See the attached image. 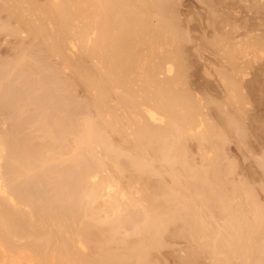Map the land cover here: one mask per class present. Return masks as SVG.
<instances>
[{
  "label": "bare ground",
  "instance_id": "6f19581e",
  "mask_svg": "<svg viewBox=\"0 0 264 264\" xmlns=\"http://www.w3.org/2000/svg\"><path fill=\"white\" fill-rule=\"evenodd\" d=\"M250 1H252L253 4H251L254 6L252 7V12L251 8L248 12L252 13L253 19L257 15V20L260 18L264 20V7H261L264 6V0ZM2 2L4 1L1 0L0 2V12L2 13L3 10V13H7L8 21L10 19L15 21V23L11 21L13 24L10 21L7 25L4 24L5 27L9 26L6 27L7 29L5 28L7 31L11 27L12 29L15 28V30L13 29L14 31L10 29V32L4 31V33L7 35L12 33L13 36L17 35L18 37L19 33H25L26 36L30 35L29 37L37 39L39 46L37 47L38 49L34 47L36 49L35 52H38L37 54L43 57L42 61L49 59V61L51 60V65H54V67L44 65L47 68L53 67V70H51L54 74H50L53 76L52 80H54V77L55 79L56 77L62 80L67 79L65 77L62 78L64 76L63 73L67 69L70 70L71 72H67L68 75L69 72L71 73L69 75V79L71 78L70 80L72 81L70 84L72 85L73 83L75 84L74 86L81 87L87 97L84 101L88 100L86 105L81 102L82 106L86 107L81 109L80 106L79 110L77 108L74 111L76 113L67 109L70 106L63 105L64 103L66 105L67 102L63 101V103L61 101L63 103L62 106L64 108L67 107L65 109L68 110L64 114H69V116L65 120L66 116L61 114L59 116L60 111L58 112L57 110L58 113L53 111L55 117H51L56 120V114H58L57 119L60 122L58 123L64 127L58 126V128H63L64 131H60L66 132L59 136V129L55 128V126L52 127L58 130L54 129L58 137L55 134H53L54 136L52 135L54 131L51 132V130L53 129L50 124L45 123L43 120L50 117V115L47 116V114V117L42 119L44 113L43 115L41 113L44 110L41 111L40 109L43 108L36 107L39 110L35 111L34 103L38 104V101L35 102L34 98L37 95L34 96L35 94L30 90L32 86L28 88L34 97H31L34 101H30V105H32L30 107L34 110L31 108L32 115L26 114V110L30 108L28 104L27 109L25 108L26 103L29 101L26 98V92L28 90L27 86L31 82L29 76L25 77L27 69L24 70V77L30 79V82L25 87L26 91L24 87H20L22 92H18V87L15 90L17 93H13L12 98L10 95L7 98L5 97V99H8V97L12 99V106L6 103L9 99L5 101L4 97L0 95L3 100L0 99L1 117H4V112L10 111L11 107H14L15 110V112L13 111L14 113L12 112L13 114L9 113L12 116L15 115L13 117L14 122L8 125L10 134L8 133L9 131L6 132L9 128L5 129L6 131L4 130V128H7L5 124L3 125L5 126L4 128L0 126L2 128L0 133H4L0 134V264H150V262L154 264L151 261L153 259L150 258H154V254H157L156 250L161 249L167 243V241H161L165 240V236H167L166 238L176 236L173 238L185 239L189 244L188 249L184 248L186 249V255H180V260L178 257V263L181 261L180 264H193L199 259H208L210 264H232V261H238L237 263L240 264H264V208L259 207L258 204L252 201L251 198L254 196H249L250 191L248 193L246 191L247 188L245 189L246 193L244 191L242 193H248L247 197L251 199H249V203L242 202L240 204V202H237L239 203L238 206L235 203V206H232L230 197L237 189H234V185H228L231 168L225 165L226 167L222 169L220 168L222 167L219 164L220 162H218V160L222 159L220 155H223V153H220L223 145H221L223 142L221 137H224L225 132H229L228 130L235 125L236 116L234 117V114L228 113L229 109H226L227 114L225 112L226 115H223L222 111H225V106H220L222 107L221 109L225 107L222 111L217 110V112L215 110L216 112L214 113H218V115L220 112L222 113L219 121H221L223 127H221L222 130H219V127L217 129L219 130L218 132L215 131V127L218 128V125L205 124L200 113H197L200 112L197 109L202 105L199 104L200 106H198L196 104L198 106L196 107L193 104L196 99L192 100V97L190 98L189 96V87L187 89V86L184 87L186 71L183 72L184 69L182 71V65L185 61L183 62L180 58L182 55H179L182 51L179 52L177 50L181 46L177 39H182L184 36L183 32H181L183 37H179L180 31H178L179 36L176 34L177 37L174 33L177 31L175 27L178 26L175 25L177 24L176 21L174 22L177 18L175 17L176 12L173 6L175 3L168 4V0H13V3L10 4L11 0H9L7 2H10L8 4L10 7L7 5L6 7L5 4L7 3L4 2L2 4ZM151 17L156 18V24H151ZM10 24L16 27H10ZM172 25L175 26L173 27ZM256 25L253 27H256ZM0 26L1 29L2 25ZM253 27L251 30L253 29L254 31ZM256 28L258 29L259 26ZM245 30L247 31V29ZM242 31L244 32V30ZM248 33L250 32L247 31ZM32 41L34 42V40ZM37 42L36 44H38ZM174 42L176 47L179 44V48L177 47L176 49L175 46H172ZM227 42L228 40L226 43L225 41L224 43L220 41L214 42V46L220 56L221 65L223 67H228L229 65L235 67L237 57L235 58L234 54L239 52L238 50L244 52L245 49L242 50V48L246 44H243L242 48L235 46L237 50L234 48L228 50ZM248 45L256 49L259 42L255 40L247 44L246 47L250 50ZM247 49L245 54L249 52ZM257 49H259V46ZM19 50L21 51L22 49ZM71 51L84 53L86 62L81 60V58L84 59V55L81 57L82 54H79L80 56L78 57L77 53L76 56ZM263 51L260 50L261 56L259 53L257 55L264 61ZM30 53L32 54V52ZM36 53L34 56H36ZM19 54H17V58ZM182 54L184 53L182 52ZM253 54L246 56H253ZM254 55L256 56V54ZM37 56L38 58L40 57L39 55ZM74 56L79 60L77 61L76 59L75 61ZM51 57L52 59H50ZM256 57H252L253 61L254 59H259ZM56 58L59 61L57 66L55 65L58 63L57 61L52 64V60H57ZM24 60L21 59L20 64H18L19 61L13 63L16 68L14 70L11 69L12 67L9 68L8 71L11 70L8 74L9 76H7L6 72L5 74L3 72L0 73V75H5L6 77L4 81V77L3 79L2 76L0 78L2 79L0 84L6 83L5 85L1 84L3 87L6 85L8 87L12 83L16 84V81L18 86V80H20L19 82L23 81L22 76L18 74L21 79L16 77L15 83L12 80L14 79L13 73L17 68L24 67L25 63L23 64V62H26ZM39 62L41 61L39 60ZM27 63V66L30 67L29 62ZM45 63L43 62L42 64ZM253 63L255 65V61L251 64ZM37 64L39 63H36V66ZM36 66H33V69ZM225 68L222 71L224 73H226L224 71ZM43 70L42 72L44 73L48 69L43 68ZM12 71L14 72L11 75L13 78L11 80L10 74ZM36 71H38L37 68L32 70L30 74H34V77L37 78ZM17 72H19V69ZM48 72L46 73L49 74ZM173 72L174 74L171 75ZM219 75L217 74L219 77L217 80L221 79L220 81L223 82L220 83L218 80L220 85L226 84L229 86V88L227 87L229 96L227 95L226 98L229 97L231 103L237 105L239 100L237 97L240 96L236 94L235 78H232V76L229 78L223 74L222 77L221 74ZM14 76L16 75L14 74ZM38 76V86H43L44 88L46 83L40 86V81L41 83L43 81L40 80V75ZM49 77L47 78L50 79ZM48 79L47 81L50 82ZM60 82L61 86L57 90H60V87L65 88V90L72 89V86L68 84L69 82H66L70 86L69 88L65 84L62 85L65 81L60 80ZM16 85L15 88L17 87ZM47 86L49 87V85ZM3 87L1 90L2 96H4L3 90L5 89ZM62 88L61 92L63 91ZM9 89L10 87L7 88V90ZM71 89L70 92L67 90V96H69L71 91H74ZM50 91L54 93L53 89ZM33 92L35 93V90ZM47 92L49 91L45 92L47 95L49 93L53 94L52 92ZM58 92L60 93V91ZM45 93L43 96L47 99L48 96ZM27 95H29L28 92ZM53 96L54 94L52 98L48 97L49 102L55 98ZM71 97L70 94L69 98L71 99ZM58 98L60 99V97ZM42 99L41 101L39 100V103L42 102ZM68 100L67 98L66 101ZM46 101L48 102V100ZM53 101L51 104L55 103ZM61 102L56 104L57 106L59 105V110L62 108ZM48 104H43L42 107L50 108L52 105L48 106ZM71 105L72 107L74 106L73 104ZM77 105L79 106L80 104L78 103ZM229 106L232 107V104ZM48 111L52 112L51 109ZM240 111L238 114H240ZM36 112L41 113L35 115ZM23 114L28 116L23 117ZM21 116L24 120L31 116V119L29 118L30 121L28 120L29 123L35 120L40 127L38 128L35 125L37 123L32 121V124L30 123L31 126L29 125L31 129H23L28 123L24 124ZM33 116L34 118L32 119ZM6 117L9 123L11 118L9 119L7 115ZM215 117L218 118L219 116L215 115ZM48 119L51 122L52 119ZM3 120L5 122L6 118ZM219 121H217V124ZM4 122L2 121L0 124ZM51 126L53 125L51 124ZM236 128L238 129V127ZM23 130L25 132L34 130L32 131L33 133L36 130L38 137H36V133L33 135H36L35 138H39V141H36L31 136L35 140V144H33L34 140H32V144H28V141L24 143L25 140H23L24 136L22 135L25 134H23ZM220 131H222L221 133L224 132V136H221ZM39 134L41 135L39 136ZM29 135H32V133L28 134V139L30 138ZM111 135L118 137L120 141L117 143L122 141L123 144L124 142L131 143V148L135 151V158L133 156L131 160L129 157V160H131L129 163L124 161L122 165L123 162L117 161L118 159L121 160L125 155L120 156L122 152H119L118 148L113 147L112 143L116 144V139H112L114 142H111ZM239 135L243 136L242 134ZM21 137L23 141L21 142L24 143L25 147L21 144L22 148H19L20 145H17V141H20ZM215 137L217 140H214ZM13 139L17 140H14L13 143ZM189 139L195 140L194 143L198 144L197 148L204 158L202 159V156H199L203 162L205 161V164L202 163V165L204 164L202 167L201 164L199 165L200 168L198 166L194 168L192 166L193 163L189 162L188 156L186 157L187 152H185L184 149L186 148L184 146L186 147ZM219 139H221V143L217 145L216 143H218ZM190 140L189 142H191ZM15 141L17 144H15ZM40 141L41 143H39ZM36 142L38 143L36 144ZM29 147H31V150ZM117 147L119 146L117 145ZM120 147L122 149V145ZM190 156L192 158L191 154ZM116 157L118 158L115 160ZM63 162L68 163L63 164ZM125 162L128 163L129 167L125 168ZM61 164H63V168L64 165L68 164V172L65 169L67 176L66 174H64L65 176L60 175V171L64 172V169L57 165ZM46 166L47 170H45ZM58 167L62 168L59 173L56 171ZM127 168L130 171L127 170L125 172ZM123 173L126 176L127 174L129 175L124 177ZM164 175L165 177L170 176L168 179L171 178L170 181L174 184L172 189L164 187L165 184H162L161 179ZM153 176L157 177L158 180L154 178L156 181H152L151 177L153 178ZM110 177L113 178L114 182L111 181L112 178ZM109 179L111 185L109 184ZM114 183V187L117 190L112 187ZM56 187L58 190H56ZM134 187L137 188V191L135 190L138 194L137 198H132L134 193L132 189ZM45 188L50 190L46 191ZM53 189L56 191H53ZM100 190L105 191L104 194L109 197L120 198V200L125 199L126 204H122V201L118 205L119 199L116 201L114 199L113 201L115 202L112 201L113 203L111 202L107 205L111 215L107 214L108 216L100 217L101 207L106 205L104 204L103 193ZM26 195H33V199L32 197L29 199ZM101 198H103V203L98 201V199L102 200ZM34 199L38 203L37 211L35 210L37 206L35 204L37 203L31 201H34ZM31 202L32 204H30ZM121 206L123 207L121 208ZM28 208H32V210L34 208L36 215L32 214V210L29 211ZM215 214L224 217V223L214 231L210 228V225H215L211 223ZM120 220L123 221L121 224L122 228L124 222L130 226L131 233L125 239L122 237L119 239L116 235L118 234L117 228L121 223ZM209 220H211V224H209ZM213 222L215 221L213 220ZM119 241L124 242L120 243ZM118 242L121 245L122 243L124 244V247H121V251L113 248L114 244H119ZM151 252H154L153 255Z\"/></svg>",
  "mask_w": 264,
  "mask_h": 264
},
{
  "label": "rangeland",
  "instance_id": "374dc122",
  "mask_svg": "<svg viewBox=\"0 0 264 264\" xmlns=\"http://www.w3.org/2000/svg\"><path fill=\"white\" fill-rule=\"evenodd\" d=\"M5 3H7V4H5V6L7 5L8 7H10V5H8L9 3L7 2V1H9V0H3ZM13 0H11V3L10 4H12L13 2H12ZM0 2H1V0H0ZM4 2H2V4L4 3ZM174 4L173 6H174V11L176 12H174L175 13V17H177L175 20H174V22L176 21V23L177 24H175V25H178V26H176L175 28H176V32H174L175 33V36H176V34H177V36H179V37H185V39H184V37L181 39H177V40H179V44L181 45L180 46V48L178 47V45H177V47L180 49H177V47L175 46V42L173 43L174 45H172V46H175V48L179 51V52H183L184 54H182V52H181V54H179L181 57V59L183 60V62H184V66L182 65V71H183V69H184V71L183 72H185V75H184V78H185V81H184V83H185V85H184V87L185 86H187L186 87V89L188 88V91H186V92H188L189 93V96H190V98L192 99V100H195V103H193L194 105H196V104H198V106H200V105H202V106H200V108L199 109H197V110H199L200 112H197V113H200V115H201V117H202V120H203V122L205 123V124H207V123H209V125H218V128L217 127H215L216 129H215V131H218L219 132V130H222L221 129V127H223L222 125H221V121H219L220 120V115L222 114L221 112L219 113V115H218V113L216 114V113H214V112H216L217 110H220V111H222L225 107V111L223 110L222 112H223V115H226L227 114V112L228 113H231V114H234L233 116L235 117L236 116V123L237 122H239L238 124H236V123H234L235 125H233V127L231 128V129H229L228 131L229 132H225V136H224V132L223 133H221L222 131H220V134H221V136H224V137H221V139L223 138V142L221 143V139H219L218 140V143H216L217 145L218 144H220L221 143V145H222V148H221V146H220V148H221V154L223 153V155L221 156L220 154V157L222 158L221 160H218V162H220L219 164L222 166V167H220V168H222V169H224L226 166H230V168H231V170H230V168H228V170H230L229 171V180H230V182L228 183V185H234V189L236 188L237 189V191L236 192H234L233 193V195H232V197H230V199L232 200V201H230V203H231V205L232 206H235V204H237L236 206H238L239 205V203H237V202H240V204H242V202L243 203H249L248 201H249V199H250V197H247L248 195V191H250V194H249V196H254L253 198H254V200H253V198H251L252 199V201L254 202V203H256V204H258V206L259 207H263L264 208V165H262V164H264V61H263V59L261 60L260 59V57H258V53L260 54V56H261V52H260V50L261 51H263L264 50V42H263V39H264V20H262L261 18H260V16H259V18L261 19V21H260V19H258L257 20V18L256 17H258L257 15H256V17H254L255 19H253V17H252V10H253V6L254 5H252L253 3H252V1H250V0H208V2H207V0H170V2H169V0H168V4ZM210 3V4H209ZM243 3V4H242ZM252 3V4H251ZM0 6H1V4H0ZM6 6V7H7ZM12 6V5H11ZM238 7V8H237ZM241 7H243V8H241ZM261 7H264V6H261ZM251 8V9H250ZM251 10V12H248V11H250ZM2 10V9H1ZM237 10V11H236ZM4 11L2 10V13L0 12V25H2V28L0 29V30H3V31H1L0 33V73H2L3 72V74H5V72L7 73V76H9L8 74H9V72L11 71H8L9 70V68L10 67H12L11 69H15L16 67H14V62L15 61H19L18 62V64H20V61H21V59L22 60H26V62H23V64L25 63V65L27 66L28 65V63L27 62H29V66L31 67V69H30V67H26L25 65H24V67H22V68H17V70L14 72V71H12L11 72V74H10V79L12 78V73H13V77H14V79L12 80L14 83H15V79H17L16 77H18V75H20V76H22L21 78H22V82H19L20 80H18V86L16 85L17 84V81H16V84H13L12 83V85H9V83H8V87H6V86H4L3 87V85H5V84H3V83H1V84H3V85H1V89H0V95H1V97H4L3 99H5V97L7 98V96H9L10 95V97L12 98V94L13 93H17V92H15V90H17V88H18V92H22V88L24 87V89H25V91H26V86H27V84L30 82V79H31V82L28 84V86H27V89L29 90V88L31 87L32 89H33V91L35 90V93L32 91V89H30L31 90V92L33 93V94H35L34 96H38V99H37V96H36V98H34L33 97V95H31L32 93L30 92V90L28 91L27 90V92H28V94L29 95H27V92H26V98L27 99H29V103L27 102L26 103V109H27V106L28 107H30V106H32V105H30V101H34V100H32V98L31 97H33L36 101L35 102H37L38 101V104L37 103H34L35 104V107L34 108H38V107H41V108H43V109H40L41 111L42 110H44V111H42V113L41 112H36L35 113V115L38 113V114H40L41 113V115H43V113H44V116L42 117V119L43 118H46L47 116H49L50 115V117H48V118H50V120H51V122L49 121V119L48 118H46V119H43L44 120V122L45 123H47V124H50V127L52 128V127H54L55 126V128H57V129H59V132H60V134H59V132H58V134H59V136H61V134H64V133H66V132H63L64 131V127L63 126H61V125H59V119H57L58 118V114H56L57 116H56V120H53V118L55 117V113L53 112V111H56L57 112V110H58V112H59V116H60V114L62 115V116H66V119L65 120H67V117L69 116V114H67V115H65L64 113H66L68 110H70L71 112H74L77 108H78V110H79V108H80V106H81V109H83V107H86V106H82V104H85L86 105V101L88 100V99H86L85 101H84V99L85 98H87L86 96H85V94H84V92H83V89L81 88V87H77V85L76 86H74L75 84H73L72 83V85L70 84V82H72L70 79H69V75H71V71L70 70H66V72H65V70H64V72L66 73V75H65V73H63L64 74V76L63 75H61V76H63L62 78H67V79H64V80H62L61 78H59V79H57V77H56V79H55V77H54V80H52L53 79V76H51L52 74H54L53 72H52V68L54 67V65H51V60L49 61V59H45L46 61H42L43 60V57L42 56H40V54H37L36 52H35V48H37L38 46H39V41L37 42V39H34L33 37H29V36H26L25 35V33H16V34H18L19 35V37L17 36H13V34L12 33H8V35L6 34V33H4V31H7L6 29V27H9V26H6L5 27V25H7V23L10 21H14V20H12V19H10L9 21H8V15H7V13H6V15H5V13H3ZM213 13V14H212ZM249 13H251V14H249ZM177 14V15H176ZM212 15V16H211ZM230 15V16H229ZM233 15V16H232ZM250 15V16H249ZM253 16H254V14H253ZM212 17V18H211ZM7 20H6V19ZM152 19H150V22H151V24L153 23V24H156L157 22V20H156V18H153V17H151ZM236 18V19H235ZM5 20V21H4ZM7 21V22H6ZM9 22V23H10ZM180 22V23H179ZM14 23H15V21H14ZM247 23V24H246ZM5 24V25H4ZM11 24H13L12 22H11ZM10 24V27L11 26H13V25H11ZM256 24H259V25H256ZM262 26H261V25ZM3 25H4V27H3ZM16 25V24H15ZM175 25H172L173 27L175 26ZM179 25H180V28H179ZM256 25V27H258L259 26V28L257 29L256 27H253V26H255ZM185 26V27H184ZM248 26H250V27H248ZM254 28V31H253V29L251 30V28L252 27ZM261 26V27H260ZM1 27V26H0ZM13 27H16V26H13ZM178 27V28H177ZM230 27V28H229ZM262 27H263V29H262ZM5 30H4V29ZM174 28V29H175ZM182 28V29H181ZM11 30H15V28H13L12 29V27L10 28ZM10 29H8V31L7 32H10ZM17 29V28H16ZM173 29V30H174ZM181 29V30H180ZM245 29H247V31L248 32H250V33H248L247 34V31L245 30ZM13 30V31H14ZM241 30V31H240ZM242 30H244V32L242 31ZM175 31V30H174ZM178 31H180L179 32V35H178ZM181 32H183L182 34H183V36H182V34H181ZM233 32V33H232ZM246 32V33H245ZM3 33V34H2ZM235 33V34H234ZM253 33V34H252ZM21 34V35H20ZM23 34V35H22ZM27 34V33H26ZM10 38H9V37ZM12 36V37H11ZM176 36V37H177ZM240 36V37H239ZM8 37V38H7ZM178 37V38H179ZM218 39H217V38ZM228 37V38H227ZM231 37V38H230ZM233 37V38H232ZM253 37V38H252ZM258 37V38H257ZM15 38V39H14ZM17 38V39H16ZM30 38H32L31 40H30ZM213 38H215V39H213ZM219 38H221L220 40H219ZM254 38H256V39H254ZM254 39V40H253ZM30 40V41H29ZM32 40H34V42H35V44H34V42L32 41ZM36 40V41H35ZM183 42H182V41ZM222 40V41H221ZM225 41V43H226V41L228 40V50H232L233 48L234 49H236L235 48V46H237V48H239V47H243L242 48V50L243 49H247V47H246V45L247 44H250L251 42H253V41H255V40H257L258 42H259V49H257L258 48V46H257V48L255 49V47L254 48H252L250 45H248V48H250V50H259V51H250L249 49H247V51H249V52H247L248 54H256V56L253 54V58H259V59H254V61H255V65H254V63L253 64H251L252 62H254L253 61V58L249 55V56H246V55H248L247 53L245 54V50H244V52H241V50H238L239 52H237V53H239V54H234V56H235V58L237 59V61H236V65H235V67H232L231 65H229L228 67L227 66H224V67H226L227 69H228V71H226L227 69L225 68V72L226 73H224V72H222L223 71V69H224V67L221 65L222 63H221V60H220V56L218 55V53L216 52V48H215V43L214 42H222V43H224V41ZM239 41H241V42H239ZM32 42V43H31ZM36 42L38 43V44H36ZM178 42V41H177ZM209 42V44H207ZM247 42V43H246ZM19 43H20V45H19ZM22 43V44H21ZM197 43V44H196ZM230 43V44H229ZM183 44V45H182ZM213 44V45H212ZM239 44H240V46H239ZM243 44H246V45H243ZM28 45H30V46H28ZM233 45V46H232ZM243 45V46H242ZM261 45V46H260ZM20 46V47H19ZM32 46V47H31ZM194 46V47H193ZM232 46V47H231ZM25 47H26V49H25ZM30 47V48H29ZM35 47V48H34ZM246 47V48H245ZM263 47V48H262ZM22 49L21 51L19 50V49ZM174 48V47H173ZM174 48V49H175ZM212 48V49H211ZM30 49V50H29ZM34 49V50H33ZM38 49V48H37ZM172 49V48H171ZM263 49V50H262ZM237 50V49H236ZM18 51V52H17ZM22 52V53H21ZM30 52H32V54L30 53ZM72 52V51H71ZM195 52V53H194ZM250 52H253V53H250ZM257 52V53H256ZM21 55H20V54ZM32 55H30V54ZM35 53H36V56H34L35 55ZM70 53V52H69ZM74 55L77 53L78 54V57L80 56L79 54H82L81 52H72ZM178 53V52H177ZM243 53V54H242ZM263 53H264V51H263ZM17 54H19L18 55V58H17ZM73 54H72V56H73ZM77 54H76V56H77ZM23 55V56H22ZM28 55H29V57H28ZM37 55H39L40 57L38 58V56ZM70 55V54H69ZM83 55H84V57H83ZM264 55V54H263ZM22 56V58L20 59V60H18L19 59V57H21ZM34 56V57H33ZM71 56V57H72ZM85 54L83 53L82 55H81V57H83L84 59H82L81 58V60H86V58H85ZM245 56H246V58H245ZM75 57V56H74ZM183 57V58H182ZM244 57V58H243ZM36 60H35V59ZM54 58V57H53ZM252 58V59H251ZM50 59H52V57L50 58ZM57 59V58H56ZM75 59V61H76V59H77V61L79 60L77 57H75L74 58ZM73 59V60H74ZM250 61H249V60ZM24 60V61H25ZM32 61V62H30V61ZM39 60L41 61V62H39ZM47 60H48V62H47ZM53 60H55V59H53ZM52 60V64L55 62L56 63V61L58 62V63H54L56 66L57 65H59V61H58V59L57 60H55V61H53ZM258 60V61H257ZM259 60H260V62H259ZM247 61H249V62H247ZM43 62H46V63H48V64H42ZM86 62V61H85ZM88 62V61H87ZM220 62V63H219ZM251 62V63H250ZM36 63H39V64H37V66H36ZM249 65H248V64ZM257 63V64H256ZM32 64V65H31ZM250 64H251V66H253V67H251L250 66ZM259 64V65H258ZM13 65V66H12ZM17 65V64H16ZM42 65V66H41ZM44 65H48V66H53L52 68H47V67H45ZM248 65V66H247ZM33 66L35 67L36 66V68H37V70L38 71H36V73H37V78L36 77H34V74L32 75V74H30V72L32 73V70H36V68L35 69H33ZM14 67V68H13ZM26 67V68H25ZM40 67V68H39ZM41 67H43L44 69H48L46 72H48L49 71V69H50V71L48 72L49 74H47L46 72H44V73H46L47 74V76H46V74H44L42 71H44L43 70V68H41ZM223 67V68H222ZM232 67V68H231ZM23 68H25V69H23ZM29 68V69H28ZM18 69H19V72H17L18 71ZM20 69H21V71H20ZM27 69V70H26ZM52 69V70H51ZM187 69V70H186ZM24 70H26L27 72H25ZM30 70V71H29ZM40 70H41V73H40ZM220 70V71H219ZM8 71V72H7ZM68 71H70L69 72V75L67 74V72ZM218 71V72H217ZM230 71V72H229ZM243 71V72H242ZM24 72L25 73H29L28 75L27 74H25V77H30V79H28V78H25L24 77ZM216 72V73H215ZM222 72V73H221ZM234 72V73H233ZM237 72V73H236ZM248 72V73H247ZM262 72V73H261ZM19 73H21V74H19ZM43 73V74H42ZM230 73V74H229ZM240 73V74H239ZM242 73H243V75H242ZM14 74L16 75V76H14ZM18 74V75H17ZM42 74V75H41ZM51 74V75H50ZM174 74V72L171 74V75H173ZM184 74V73H183ZM217 74L219 75V74H221V77H222V74L224 75V76H226V77H229L230 78V76H232V78L234 77L235 78V80H236V94H237V96H240V97H237L239 100H238V102H237V105L234 103H231V101H230V99H229V97L228 98H226V96L228 95V93H227V89L229 88V86L228 85H226V84H222V85H220V83H223L222 81H220L219 79V81H220V83H219V81L217 80V78H219L218 76H217ZM250 74V75H249ZM38 75H40V80H42L43 82L41 83V81H40V86L42 85V84H44L45 85V83H46V85H45V87L43 88V86L42 87H39L38 85V78H39V76ZM234 75V76H233ZM241 75V76H240ZM245 75V76H244ZM1 76L2 75H0V78H1ZM44 76V77H43ZM50 76V77H49ZM55 76V75H54ZM161 76H163V75H161ZM220 76V75H219ZM3 77H4V79H3ZM46 78L45 80L44 79H42V78ZM47 77H49L50 79H48ZM220 77V78H221ZM6 77H5V75L4 76H2V79H3V81L4 80H6L5 79ZM19 78V77H18ZM21 78H19V79H21ZM25 80H24V79ZM2 79H0V81L2 80ZM36 79V80H35ZM47 79L50 81V82H48L47 81ZM68 79H69V81H68ZM9 80V79H8ZM28 80V81H27ZM32 80H33V82H32ZM58 82H57V81ZM60 80L61 81H65V83L63 82L62 83V85H66V87L67 88H69L70 86H72V89L74 90V91H71V99H74V100H76V101H74V100H71L70 98H69V96H70V94H69V96H67L68 94V92H70V89L71 88H69V90H68V92H67V90H65V88L63 89L62 87H60V90H57V89H59V86H61V82H60ZM69 82H67V81ZM26 81V82H25ZM37 81V82H36ZM44 81H46V82H44ZM53 81H55L54 82V84H53ZM9 82V81H8ZM66 82L70 85H67L66 84ZM188 82V83H187ZM10 83H11V81H10ZM22 83H24L23 85H21ZM48 83H52L51 85L50 84H48ZM56 83V84H55ZM37 84V85H36ZM14 85V86H13ZM15 85L17 86L16 88H15ZM21 85V86H20ZM33 85H35V86H33ZM47 85H49V87L47 86ZM55 85V86H54ZM13 86V87H12ZM37 86V87H36ZM47 86V87H46ZM51 86V87H50ZM53 86V87H52ZM223 86L225 87L224 89H223ZM242 86V87H241ZM2 87L3 88H5L4 90H3V92H4V96H2V92H1V90H2ZM10 87V89L11 88H15V89H9V90H7V88H9ZM20 87H22L21 89H20ZM29 87V88H28ZM34 87H36V88H34ZM55 87H57V88H55ZM63 87H65V86H63ZM228 87V88H227ZM40 90H38V89ZM41 88H42V90H41ZM46 88V89H45ZM49 88V89H48ZM61 88H62V90L64 91H62L61 92ZM24 89H23V92H24ZM43 89H45V90H43ZM51 89H53L54 90V93L52 92V91H50ZM71 89V90H72ZM185 89V88H184ZM242 89V90H241ZM9 92V94H8V92ZM49 91V92H52L53 94H54V96H55V98H54V96H53V100L55 101L56 99V101H55V103H54V101H53V103L56 105L57 104V102L59 103V102H63V101H65V102H67L66 103V105H65V103L63 104L62 102L60 103V105L62 106V104L64 105V106H70L69 108H67V107H65V108H67V109H65L63 106H62V108H60V110L58 109L59 107V105L57 106H55L54 104H51V102H49V99H48V97L49 98H52V95L53 94H51V93H49V92H47V93H49L48 95L45 93L46 91ZM56 90V91H55ZM77 90V91H76ZM226 92H225V91ZM240 90H241V92H240ZM7 93H6V92ZM13 91V92H12ZM58 91H60V93L58 92ZM224 91V92H223ZM10 92H12V93H10ZM36 92H37V94H36ZM67 92V93H66ZM76 92V93H75ZM243 92V93H242ZM25 93V92H24ZM40 93V94H39ZM44 93H45V95H47L48 97H47V99H45L46 97H44L43 95H44ZM76 95H75V94ZM187 93V94H188ZM6 94V95H5ZM8 94V95H7ZM39 94V95H38ZM56 94V95H55ZM65 94V95H64ZM67 94V95H66ZM84 94V95H83ZM245 94V95H244ZM14 95V94H13ZM51 95V96H50ZM63 95V97H65V98H63V97H61ZM74 96V97H73ZM85 96V97H84ZM229 96V95H228ZM1 97H0V99H1ZM10 97H8V99H9V101H7L8 99H5V101H7L6 103L8 104V105H13L12 104V99H10ZM29 97V98H28ZM58 97H60V99L58 98ZM31 98V99H30ZM43 98V99H45V100H43L42 99V102H40L39 103V100L41 101V99ZM69 99V100H71V101H69V104H68V101H66V99ZM61 99H63V100H61ZM201 99V100H200ZM224 99H227V100H225L224 101ZM228 99H229V101H230V103H229V101H228ZM241 99V100H240ZM2 100V99H1ZM46 100H48V102L46 101ZM191 100V101H192ZM243 100V101H242ZM247 100V101H246ZM3 101V100H2ZM10 101H11V103H10ZM45 101H46V103L48 104V103H50V104H48V106L49 105H54V107H42L43 106V104H46L45 103ZM203 101V102H202ZM207 101V102H206ZM76 102H77V104L79 103L80 105L78 106L77 104H76ZM81 102H83L82 104H81ZM222 102V103H221ZM227 102V103H226ZM239 102H241V103H239ZM242 102H243V104H242ZM31 103H33V102H31ZM203 103V104H202ZM210 103V104H209ZM215 103V104H214ZM217 103V104H216ZM220 103V104H219ZM224 103H225V105H224ZM246 103V104H245ZM28 104V105H27ZM37 104V105H36ZM71 104H73L74 106V108L72 107V105ZM200 104V105H199ZM230 104H232V107L231 106H229ZM240 104V105H239ZM41 105V106H40ZM77 105V106H76ZM227 105H228V107H227ZM246 105V106H245ZM260 105V106H259ZM197 105H196V107H198ZM205 106V107H204ZM216 106V107H215ZM220 106H225V107H223V109H221L222 107H220ZM10 107V106H9ZM76 107V108H75ZM201 107H202V109H201ZM217 107H219V108H217ZM24 108V109H25ZM31 108L32 107H30V108H28L27 110H26V112H23V113H26V114H28V115H32L31 113H32V110H31ZM35 109V111L36 110H39V109ZM49 108V109H48ZM53 108V109H52ZM55 108H57V109H55ZM217 108V109H216ZM240 108V109H239ZM242 108H243V110H242ZM11 110L10 111H5L4 112V114H3V116L4 117H1V115H0V122H4V118H6V121H7V117H6V115L8 116V118L10 119L9 120V123H8V121H7V123H6V121L4 122V123H1L0 124V126L2 127L4 124L6 125V127L7 128H4L5 126H3V128H4V130L6 129H8L9 127H8V125H11L13 122H14V120H13V117H15V115H11V114H13L14 112H15V110H14V107H11L10 108ZM33 109V108H32ZM52 110V112L51 111H48V110ZM65 109V110H64ZM74 109V110H73ZM85 109V108H84ZM208 109V110H207ZM214 109V110H213ZM226 109H229L227 112H226ZM251 109V110H250ZM8 110H9V108H8ZM34 110V109H33ZM47 110V111H46ZM73 110V111H72ZM202 110V111H201ZM207 110V111H206ZM213 110V111H212ZM216 110V111H215ZM231 110V111H230ZM239 110H241L240 111V114H238L239 113ZM248 110V111H247ZM14 111V112H13ZM23 111H25V110H23ZM237 111V112H236ZM13 112V113H12ZM48 112V113H47ZM57 112V113H58ZM218 112V111H217ZM225 112H226V114H225ZM242 112V113H241ZM252 112V113H251ZM7 113V114H6ZM9 113H11V114H9ZM50 113V114H49ZM63 113V114H62ZM74 113H76V112H74ZM9 114V115H8ZM25 114V116H24V114H23V117H26V116H28V115H26ZM48 114V115H47ZM204 114V115H203ZM243 114V116H241ZM34 115V114H33ZM41 115H40V117H41ZM47 115V116H46ZM54 115V116H53ZM215 115H217V116H219L218 118H216L215 117ZM229 116H230V114H228ZM240 115V116H239ZM9 116H12V117H9ZM53 118H52V117ZM245 116V117H244ZM256 116V117H255ZM22 116H21V118H22V121H23V123L25 124V123H28V125H26V127H25V125H24V127L25 128H23V129H25V130H29V129H31V128H29L30 126H31V124H32V121L29 123V121H30V119H31V116L30 117H27V118H25V120L27 121H25L24 120V118H23ZM200 117V116H199ZM205 117V118H204ZM215 117V118H214ZM242 117V118H241ZM20 118V119H21ZM30 118V119H29ZM34 118V116L32 117V119ZM209 118V119H208ZM238 118V119H237ZM251 118V119H250ZM1 119H2V121H1ZM15 119V118H14ZM207 120V121H205V120ZM216 119V120H215ZM29 120V121H28ZM47 120V121H46ZM58 120V121H57ZM62 120V119H61ZM215 120V121H214ZM238 120V121H237ZM241 120H242V122H241ZM11 121V122H10ZM53 121V122H52ZM56 121V123L54 124V122ZM62 121H64V120H62ZM217 121H219V123L217 124ZM35 122V120L33 121V123ZM50 122V123H49ZM59 122V123H58ZM11 123V124H10ZM35 123H37V124H35L36 126H38V128L40 127V125L38 124V122H35ZM58 123V124H57ZM46 124V125H47ZM51 124L53 125V126H51ZM30 125V126H29ZM34 125V126H35ZM57 125V126H56ZM221 125V126H220ZM242 125V126H241ZM48 126V125H47ZM58 126H61V127H63L62 129L61 128H58ZM0 127V128H1ZM33 127V126H32ZM49 127V126H48ZM219 127H220V129H219ZM236 127H238V129L236 128ZM34 128V127H33ZM32 128V129H33ZM55 128H52L53 130H51V132L52 131H54L53 133H52V135L53 134H55L56 133V131H58L57 129H55ZM236 128V129H235ZM34 129H36V130H38L36 127L34 128ZM56 131H55V130ZM217 129H219V130H217ZM233 129H235V130H233ZM244 130V131H242V130ZM0 130H2V128L0 129ZM5 130V131H6ZM36 130H35V133H36ZM60 130H63V131H60ZM231 130V131H230ZM239 130V131H238ZM5 131H3V132H5ZM9 131V132H8ZM32 131H34V130H32ZM31 130L30 131H28V132H25L24 130H23V134H25V135H22V136H24V138H23V140H25V142L24 143H27V141H28V144H32L33 143V141L32 140H34L33 138H35V136L37 135V133H36V135H33V134H35V133H33ZM38 131H40V130H38ZM233 131V132H232ZM6 132H8L9 134H10V128L6 131ZM5 132V133H6ZM30 132V133H29ZM233 133V134H231V133ZM239 132V133H238ZM7 133V134H8ZM27 133V134H26ZM32 133V135H29V139H28V134H31ZM226 133H227V135H226ZM229 133V134H228ZM235 133V134H234ZM0 134H4V133H0ZM223 134V135H222ZM239 134H242L243 136H241V135H239ZM245 134V135H244ZM41 134H39V136H40ZM31 136H33V138L31 137ZM54 136V135H53ZM55 136H58V135H56L55 134ZM58 136V137H59ZM220 136V135H219ZM26 137H27V140H26ZM36 137H38V135L36 136ZM43 137H44V135H43ZM43 137H42V139H43ZM235 137V138H234ZM237 137V138H236ZM19 138V137H18ZM17 138V139H18ZM32 138V139H31ZM110 138H111V142H114V140H115V142H116V144L115 143H112V145H114L113 147H115L116 149L118 148V150H119V152H122V153H124V154H122L121 153V155L120 156H123V155H125V156H123L122 157V159L121 160H117V161H120V163L121 162H123L122 163V165L124 164V161H126V162H130L131 160H132V158H133V156H134V158H135V151L131 148L132 146H131V143L129 144V143H126V142H124V144H125V146H124V144H123V141L120 143H117L118 141H120V140H118V137H116L115 135H111L110 136ZM216 138V137H215ZM214 138V140H217V138L215 139ZM17 139H13L12 141H13V143H14V140H17ZM112 139H114L113 141H112ZM227 139V140H226ZM229 139V140H228ZM243 139H244V141H243ZM35 140L36 141H39V138L38 139H36L35 138ZM35 140H34V143L33 144H35ZM40 140H41V138H40ZM171 140V139H170ZM169 140V141H170ZM190 140V139H189ZM189 140H187V144H186V147L184 146V148H186V149H184L185 150V152H187L186 154V157L188 156V158H189V162H192L193 163V167L194 168H197V166L200 168V164H201V167L205 164V161L203 162L202 160H201V152L199 151V149L197 148V146H198V144L196 145L195 143H194V139H193V141H192V139L190 140L191 142H189ZM213 140V141H214ZM257 140V141H256ZM12 141H11V143H12ZM22 141V137L20 138V141L18 140L17 141V143H16V141H15V144H17V145H20V147L19 148H22L21 146V144H23V146H24V143H22L21 142ZM220 141V142H219ZM242 141V142H241ZM247 141V142H246ZM30 142V143H29ZM42 142H44L43 140H42ZM38 142H36V144H37ZM39 143H41V141L39 142ZM192 143V144H191ZM241 143V144H240ZM189 144H190V146H189ZM225 144V145H224ZM14 145V144H13ZM13 145H12V147H13ZM117 145L119 146V147H117ZM122 145V149H121V146ZM130 145V146H129ZM15 146V145H14ZM250 146V147H249ZM25 147V146H24ZM188 147V148H187ZM218 147V146H217ZM17 148V147H16ZM30 148V150H31V147H29ZM219 148V147H218ZM125 151H124V150ZM132 149V150H131ZM198 149V150H197ZM248 150H249V152H248ZM132 151H134V152H132ZM196 151V152H195ZM199 151V152H198ZM125 152H127V153H125ZM132 152V153H131ZM189 152H190V154L192 155V158H191V156H190V154H189ZM134 153V154H133ZM199 153V154H198ZM129 154V155H128ZM198 154V155H197ZM132 155V156H131ZM60 156H61V154H60ZM200 156V157H199ZM64 157V156H63ZM128 159H127V158ZM131 158V160H129L130 158ZM65 158V157H64ZM118 157H116L115 158V160L117 159ZM126 158V159H125ZM191 158V159H190ZM223 158H224V160H223ZM202 159H204L203 158V156H202ZM220 159V158H219ZM128 160V161H127ZM222 160H223V162H222ZM229 160V161H228ZM125 162V168L128 166L129 167V165H127L128 163H126ZM231 162V163H230ZM261 162H263V163H261ZM65 163H68V162H63V164H65ZM192 163H190V164H192ZM202 163H204L203 165H202ZM63 164H61V165H57V166H60V167H62L63 168ZM198 164V165H197ZM68 164H66V165H64V172L63 171H60L62 168H60V167H58L57 169H56V171H57V173H59V171H60V175L62 176H65L64 174H66V176H67V173H66V171H65V169L67 170V172H68V166H67ZM223 165H224V167H223ZM226 165V166H225ZM261 165H262V167H261ZM121 166V165H120ZM233 168H232V167ZM236 166V167H235ZM49 167V166H48ZM176 167V166H175ZM174 167V168H175ZM45 168V167H44ZM263 169V170H262ZM45 170H47V166H46V169ZM127 170H129L130 171V169H126V171L125 172H127ZM123 172H124V170H123ZM124 172V173H125ZM263 172V173H262ZM62 173V174H61ZM123 173V174H124ZM110 176H112L111 174H109ZM129 174H127V176H128ZM126 176V174H124V177H127ZM164 177H165V175H164ZM164 177H162V179H161V181H162V184L164 185L165 184V186L164 187H168V188H170V189H172L173 187L172 186H174V184L170 181V179H168L170 176H166L165 178ZM110 178H112V177H110ZM154 178H157V177H155V176H153V178L151 177V179H152V181H156V179L154 180ZM231 178V179H230ZM233 178V179H232ZM168 179V180H167ZM157 180H158V178H157ZM232 180V181H231ZM109 181H110V179H109ZM111 181L112 182H114V180H113V178L111 179ZM111 181L109 182V184L111 183ZM234 183V184H232V183ZM231 183V184H230ZM166 184H167V186H166ZM243 184H244V186H245V188H244V186H243ZM263 184V185H262ZM47 185V184H46ZM111 185V184H110ZM241 185V186H240ZM115 186V183H114V185L112 184V187L114 188V190H117V188L116 187H114ZM238 186V187H237ZM46 187H49V186H46ZM262 187V188H261ZM50 188V187H49ZM49 188H45V190L46 191H49L50 189ZM133 188V187H132ZM136 187H134V189H132V191L134 192H132L133 194V196H132V198H137L138 197V194H137V192H135V190L137 191V188L135 189ZM240 188V189H239ZM247 188V189H246ZM235 189V190H236ZM245 189H246V191L248 192L247 194H244V193H246V191H245ZM55 189H53V191H54ZM56 190H58V188L56 187ZM55 190V191H56ZM240 190V191H239ZM52 191V192H53ZM101 191V190H100ZM244 191V193H242ZM102 193H103V198L105 199L104 200V204H106L105 206L103 205L102 207H101V210L100 211H102V212H99V216L100 217H105L107 214L108 215H111V212H110V210L108 209V207H107V205H109V203H111L115 198H112V197H109V196H107V195H105L104 193H105V191L103 192V191H101ZM100 192V194L102 195V193ZM239 192V193H238ZM46 193V192H45ZM54 193V192H53ZM179 193V192H178ZM252 193H253V195H252ZM242 194H244L243 196H242ZM239 195H241V196H239ZM29 199L32 197V199H33V195L32 196H29V195H26ZM27 197H25V198H27ZM234 197V198H233ZM27 198V199H28ZM103 198H101L102 200H99L98 199V201L99 202H101V203H103ZM233 198V199H232ZM236 198H238L239 199V201H238V199L236 200ZM241 198H243V199H241ZM119 199V200H118ZM116 198L115 199V201L116 200H118L117 202L119 203L118 205H120V202H122V204L124 203V205L126 204V201H125V199L123 200H120V198ZM250 199V200H251ZM246 200V201H245ZM33 203L35 202V199H34V201L33 200H31ZM115 201H113V202H115ZM32 202L30 203V204H32ZM112 202V203H113ZM116 202V203H117ZM251 202V201H250ZM35 203H37V202H35ZM198 203V202H197ZM235 203V204H234ZM121 204V205H122ZM34 205V204H33ZM37 205V206H36ZM244 205V204H243ZM30 206V205H29ZM35 206H36V208H35V210L37 211V207H38V203L37 204H35ZM34 207V206H33ZM104 207V208H103ZM123 206H121V208H122ZM120 208V207H119ZM29 209V211H31L32 210V208H28ZM106 211H105V210ZM109 210V211H108ZM33 211V212H32ZM31 211V213L32 214H34V215H36L35 213H36V211H34V208H33V210ZM104 212H105V214H104ZM108 212V213H107ZM104 214V215H103ZM107 215V216H108ZM121 215H122V213H121ZM217 217H216V216ZM214 216H213V220L215 221V222H213V220H212V222H211V220H209V224H211V223H214L215 225H210V228H212L214 231L216 230V228L218 229L219 228V226H221V225H223V223H224V217H222L221 215H218V214H215ZM121 217V216H120ZM223 218V219H222ZM121 221V223H120V227L118 226V228H117V232H118V234H116L117 235V238H119V239H121V237L123 238V239H125V237H128L130 234L129 233H131V230H130V226H128L127 224H125V222H124V224H123V228H122V223H123V221L122 220H120ZM211 222V223H210ZM129 227V229H128V227ZM119 235V236H118ZM167 236H165V240H161V241H167V243H165V248H164V246L163 247H161V249L159 248V249H157L156 251H157V254L155 253L154 254V258H150V259H153V260H151L154 264H180L181 263V261L178 263V257H179V260H180V255H183L184 254V256L186 255L185 254V250L186 249H184V248H187L188 249V243L186 242V240L185 239H182L181 240V238H179V237H177V238H173V237H176V236H169L168 238H166ZM163 239H164V237H163ZM120 243L121 242H124V241H119ZM118 242V243H119ZM114 244L115 246H113V248H115V249H118V250H120L121 251V247L123 246L124 247V244L122 243V245L121 244ZM187 243V244H186ZM119 245H120V247H119ZM110 247H111V245H109ZM117 246V247H116ZM190 247V246H189ZM162 248H164V249H162ZM158 250H159V252H158ZM180 250V251H179ZM154 251V250H153ZM186 252H188V251H186ZM152 253V255H153V253L154 252H151ZM151 255V256H152ZM175 257V258H174ZM176 257H177V259H176ZM181 257H183V256H181ZM163 261V263H162V261ZM200 260V259H199ZM197 260V262L195 261L193 264H208L209 263V261H208V259L206 260V259H204V260ZM208 261V262H207ZM174 262V263H173ZM203 262V263H202ZM206 262V263H205ZM238 261H235V262H233L232 261V264L234 263H236V264H240V263H237ZM150 264H151V262H150ZM210 264V263H209Z\"/></svg>",
  "mask_w": 264,
  "mask_h": 264
}]
</instances>
